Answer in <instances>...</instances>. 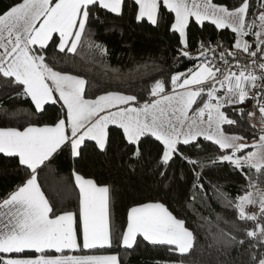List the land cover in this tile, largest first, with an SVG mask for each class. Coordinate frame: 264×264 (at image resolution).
I'll list each match as a JSON object with an SVG mask.
<instances>
[{
  "label": "snow or ice",
  "instance_id": "obj_1",
  "mask_svg": "<svg viewBox=\"0 0 264 264\" xmlns=\"http://www.w3.org/2000/svg\"><path fill=\"white\" fill-rule=\"evenodd\" d=\"M125 6L126 0H20L0 14V84L34 106V112L11 114L26 118L22 130L0 128V154L14 158L23 174L16 188L0 198V264H125L124 257L141 243L138 237L175 255L177 259L169 264H264V0H256L258 14L250 0H240L231 9L213 0H128L137 23L147 21L156 28L163 24L166 31L178 34L177 55L197 63L187 72L172 73L170 80L155 79L148 86L149 99L142 104L138 96L119 91L86 98L88 81L55 70L47 62V50L51 45L52 59L58 63L62 57L56 52L76 55L86 47L106 64L107 48L90 38L88 27L94 15L99 19L101 10L120 17ZM190 18L201 28L208 22L217 31L229 29L234 43L217 40L213 46L199 39L198 55L193 56L187 33ZM248 36L254 37L253 42L245 39ZM48 105L60 106L56 122L34 126L31 118L46 112ZM226 108L231 112L222 110ZM0 111L8 114L3 104ZM224 125L254 130L253 143H247L243 132L226 131ZM113 130L117 148L129 164L144 161L143 145L149 146V155L156 147L153 168L162 181L177 156L193 166L195 179L185 203L203 221L198 227L206 229L204 243L196 230L186 227L185 219L160 202L131 207L126 228L115 229L109 219V188L75 171L79 228L73 211L57 213L42 190L40 174L64 150L73 160L89 147L106 155ZM201 138L215 148L209 151ZM180 145H194L206 155L194 159ZM225 164L247 183L235 198L222 190L223 185H211L212 199L233 211V219L217 215L212 222L193 204L209 206L203 172ZM250 207L258 210L250 212ZM114 244L124 250V257L119 252L70 254L112 249ZM232 250L237 257H230ZM213 252L229 259L213 261Z\"/></svg>",
  "mask_w": 264,
  "mask_h": 264
},
{
  "label": "trees",
  "instance_id": "obj_2",
  "mask_svg": "<svg viewBox=\"0 0 264 264\" xmlns=\"http://www.w3.org/2000/svg\"><path fill=\"white\" fill-rule=\"evenodd\" d=\"M20 0H0V14L7 11ZM214 3L227 6L231 9L234 5L238 6L240 0H213ZM252 10L258 14L260 9L256 7V0H250ZM90 38L107 48L108 55L103 58L106 64L100 63L101 58L89 53L85 47L81 54L73 55L71 53L56 52L57 57H62L57 63L52 59V46L47 50V62L54 66L57 71L70 75H79L88 81L86 85V98L94 99L97 95L104 94L106 91H119L123 94H134L138 96L139 103L149 99L147 95L148 86L155 79L170 80V75L176 72H187L195 65V59L189 60L187 57L177 55L178 34L175 36L165 30L161 24L159 28L153 27L147 21L137 23L131 8L126 6L123 14L116 17L112 14H106L103 10L99 13V19L95 15L88 27ZM188 40L193 47L190 49L193 56L196 52V42L204 39L215 46L217 40L226 45L234 43V34L229 29L217 31L214 25L205 22L203 28L190 19L187 30ZM58 41V36L56 37ZM249 42H253L254 37H245ZM223 50V49H219ZM147 66V67H145ZM113 69L117 71H113ZM137 69H139L137 71ZM9 96L13 98H9ZM0 104L8 109L5 115L0 111V128L16 127L22 130L27 126L28 121L23 117H13L11 114L17 110L33 111L34 106L30 99L16 97V93L6 86L0 84ZM249 109L251 103L246 105ZM47 111L36 114L31 118L34 126L42 127L53 125L61 112L59 105L46 106ZM225 112H231V109H222ZM235 116V113H232ZM226 131L232 133H241L252 141V131H245L241 128H235L228 125L223 126ZM248 128V125H245ZM258 138V135L256 136ZM150 139V138H149ZM91 145L94 142L86 141ZM200 143L209 151L215 146L210 142L200 139ZM158 142L153 141V145ZM145 151L144 161L142 163H128V157L121 155L117 148L116 132L112 131V145L107 154L100 153L99 150H93L91 147L82 152V156L73 160L70 153L64 150L58 153L51 162V168L45 169L40 174L39 182L42 190L49 200L55 205L57 213L62 211H73L76 214L79 228V190L75 187L73 171L82 175L86 179H93L98 186H107L109 188V219L113 227L122 230L127 226V213L131 207L139 206L145 203H163L169 211L177 218H183L187 221L186 227L196 230L201 243H204L203 232L206 229H200L198 226L203 223L189 209L185 203L188 198L189 190L195 177L192 173L191 165L180 159L178 156L175 162L167 171V178L162 181L161 177L155 172L153 163L158 155L156 147H151L149 155V146H142ZM162 147V146H161ZM185 151V155L192 158L203 157L205 152L198 151L194 145L179 146ZM252 149H245V152ZM218 152L219 150L216 149ZM197 171L199 169L197 168ZM247 171V169H245ZM23 174L18 171V166L14 158L4 157L0 154V198L8 195L20 183ZM201 182L204 183L208 191L209 206H201L200 203H194L193 207L201 216L208 217L212 222L216 221V216L220 215L224 219H233V211L225 209L220 203L212 199V184L223 185V191L230 194L232 198L243 194L241 186L246 185L244 177L239 172H233L225 164L222 166H213L206 168L203 172ZM210 182V183H209ZM167 184V187H165ZM224 226V225H221ZM119 231L116 232V236ZM141 241L139 247L131 253L130 257H124V250L118 249L115 244L112 249H96L73 253V254H116L120 253L124 257L125 264H169L170 261L177 259L171 253H168L164 247L147 245ZM236 250H232L230 257H237ZM229 259L228 256L213 252L212 260L215 261ZM205 253V259H207ZM247 257L245 256V259Z\"/></svg>",
  "mask_w": 264,
  "mask_h": 264
},
{
  "label": "rangeland",
  "instance_id": "obj_3",
  "mask_svg": "<svg viewBox=\"0 0 264 264\" xmlns=\"http://www.w3.org/2000/svg\"><path fill=\"white\" fill-rule=\"evenodd\" d=\"M144 103V102H143ZM257 140H258V138H256ZM241 143H244L245 141L244 140H242V141H240ZM247 143L248 144H252L253 143V140L252 141H247ZM258 209L257 208H255V207H250L249 208V211L250 212H255V211H257ZM102 255H106V254H102Z\"/></svg>",
  "mask_w": 264,
  "mask_h": 264
},
{
  "label": "crops",
  "instance_id": "obj_4",
  "mask_svg": "<svg viewBox=\"0 0 264 264\" xmlns=\"http://www.w3.org/2000/svg\"><path fill=\"white\" fill-rule=\"evenodd\" d=\"M190 19H193L194 20V18H190ZM140 104H142V103H140ZM134 106H139V105H134ZM43 127V126H42ZM74 181H75V179H74ZM80 243H81V245H82V238L80 239V241H79ZM70 254H73V253H70ZM74 255H82V254H74ZM107 255V254H106Z\"/></svg>",
  "mask_w": 264,
  "mask_h": 264
},
{
  "label": "built area",
  "instance_id": "obj_5",
  "mask_svg": "<svg viewBox=\"0 0 264 264\" xmlns=\"http://www.w3.org/2000/svg\"><path fill=\"white\" fill-rule=\"evenodd\" d=\"M249 210V209H248Z\"/></svg>",
  "mask_w": 264,
  "mask_h": 264
}]
</instances>
